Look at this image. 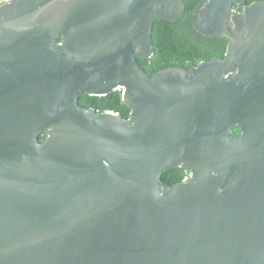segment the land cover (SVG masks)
<instances>
[{
  "label": "water",
  "instance_id": "obj_1",
  "mask_svg": "<svg viewBox=\"0 0 264 264\" xmlns=\"http://www.w3.org/2000/svg\"><path fill=\"white\" fill-rule=\"evenodd\" d=\"M183 5H0V264H264V0H201L225 56L151 76ZM119 87L128 118L79 102Z\"/></svg>",
  "mask_w": 264,
  "mask_h": 264
},
{
  "label": "trees",
  "instance_id": "obj_2",
  "mask_svg": "<svg viewBox=\"0 0 264 264\" xmlns=\"http://www.w3.org/2000/svg\"><path fill=\"white\" fill-rule=\"evenodd\" d=\"M201 0H184V5L176 20L159 19L154 22V53L149 58H138L149 75L169 67H182L187 71L204 60L224 57L229 43L228 36H206L196 30L194 21L197 15L194 8ZM255 0H247L248 3ZM79 102L92 106L98 111L113 110L128 118L131 109L123 101L122 90L116 89L106 95L82 94ZM240 131L239 127L235 128ZM41 140L46 133L40 134ZM189 173L182 167L172 168L162 174V178L175 183Z\"/></svg>",
  "mask_w": 264,
  "mask_h": 264
},
{
  "label": "built area",
  "instance_id": "obj_3",
  "mask_svg": "<svg viewBox=\"0 0 264 264\" xmlns=\"http://www.w3.org/2000/svg\"><path fill=\"white\" fill-rule=\"evenodd\" d=\"M5 1H7V0H0V5L2 4V3H4ZM119 90H122V93H123V87H119L118 88ZM111 111H113V110H111ZM115 112V111H114ZM118 113V112H117Z\"/></svg>",
  "mask_w": 264,
  "mask_h": 264
},
{
  "label": "flooded vegetation",
  "instance_id": "obj_4",
  "mask_svg": "<svg viewBox=\"0 0 264 264\" xmlns=\"http://www.w3.org/2000/svg\"><path fill=\"white\" fill-rule=\"evenodd\" d=\"M255 1H257V0H255ZM238 132H240V131H238Z\"/></svg>",
  "mask_w": 264,
  "mask_h": 264
}]
</instances>
